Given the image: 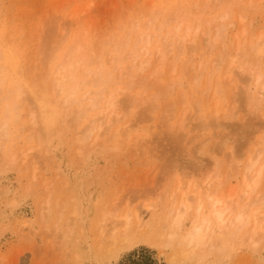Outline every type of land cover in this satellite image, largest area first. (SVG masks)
Listing matches in <instances>:
<instances>
[{
	"label": "rangeland",
	"instance_id": "obj_1",
	"mask_svg": "<svg viewBox=\"0 0 264 264\" xmlns=\"http://www.w3.org/2000/svg\"><path fill=\"white\" fill-rule=\"evenodd\" d=\"M262 81L264 0H0V264H264L253 221L215 223L222 262L178 244L198 198L264 226V179L246 196L240 173L264 163Z\"/></svg>",
	"mask_w": 264,
	"mask_h": 264
},
{
	"label": "bare ground",
	"instance_id": "obj_2",
	"mask_svg": "<svg viewBox=\"0 0 264 264\" xmlns=\"http://www.w3.org/2000/svg\"><path fill=\"white\" fill-rule=\"evenodd\" d=\"M143 35L144 34H142V37H143ZM148 35H150V34H148ZM148 35L144 36V37H146V36L148 37L147 40L143 37V39L146 40L147 42H149L148 41L149 40ZM139 41H141V39ZM160 55H161L160 57H163L162 59H165L167 56V53L165 51H162V52H160ZM147 63L150 64V60H147ZM63 68H65V67H63ZM128 74H129V72H128ZM254 79H255V81L258 82L259 79H261V76L258 74L256 77H254ZM61 83H62V81L59 80L58 81L59 88L61 86ZM12 89H10V90H12ZM22 93L23 92H21V94ZM21 94H19V95L21 96ZM258 95L260 96V98L264 97V81L261 82V87L259 89V92H257V96ZM8 96H7V99H8ZM259 96H258V98H259ZM71 97H72V95H71ZM114 104L115 103L112 102L111 104L109 103L107 105L106 109H109V108H111V109L109 112L106 113L105 116H103L104 117L102 120L103 123L100 120L103 125L104 124L106 125L105 130H103V131L112 130L111 126L116 124L117 122H119V120L122 119V114L116 112V109L114 108ZM89 105L91 107H96L97 103L90 102ZM108 106H109V108H108ZM81 114H79V115H81ZM112 116H115V117H113L115 119H113ZM99 119H97V120L99 121ZM94 122H95V119H94ZM94 122L91 121L90 124L86 127V131L88 132V136H92L93 131L96 128L94 126ZM101 127H103V126H101ZM96 129H98V127ZM126 129L127 130L120 128L119 129L120 131L118 129H116L115 132L111 133L110 138L113 139V138L117 137V138H119V140H122L123 137H126L123 134H125V135L128 134L129 129L128 128H126ZM2 130H4V129H2ZM121 130L122 131L124 130L123 132L126 131V133L121 132ZM99 134L97 133V136H96L97 138L102 137L101 136L102 134L101 133H99ZM1 135H3V133H1ZM214 135L211 137H214ZM127 136H129V134ZM215 136H217V135H215ZM120 137H121V139H120ZM125 142L126 141H124L123 143H125ZM120 144H121V142H120ZM255 158L257 159V157H255ZM256 162L258 163V161H255V159H254L252 162H250L248 168H245L242 172H240L241 174H243L242 178L244 177L246 179V181L250 180V182L246 185V189L244 190V193L246 194V196L250 195L254 190L259 188L262 185V181L264 179V163L260 164L258 169H255L254 167L256 165ZM255 195H257V194H255ZM210 201H211L209 203L210 205H208V207H209L208 213H206V212L204 213L203 212L204 205L200 202L199 198L197 199L196 206L194 207L195 216L192 220L193 225H192L190 231H187L183 234V236L181 237V240L178 243L181 245V252H182V255L184 257L189 258L190 256H193L196 254H200L201 256H203V255L207 256V255L212 253V254L216 255V258L213 259V261H212L213 263L222 262L224 257H226L231 252L232 244L230 243V241L227 237H223L220 234L216 235V236L213 235V231L216 228L215 226H217V225H218L217 228L222 229L225 232H228L230 228H233L235 230V232H239L243 228H246L248 223L253 221L254 224L252 225V229H251V233H250L249 238H250V240H252L254 242L259 241V238L257 239L258 233H259L261 228H264V226H260L261 219L259 222L258 217L256 215L255 216L252 215V217L248 216L247 213L244 212L245 210H241L236 215H234L232 218H229V216L226 215L227 209L225 208V203L222 199L211 198ZM189 203L190 202H188L186 199H184V202H181L177 208L170 210V212L168 213L167 218H166L167 222L165 223V226L171 227L170 230H168L169 240L174 239L177 236V233L183 229V226L185 225L186 210H187L186 208L192 207V205ZM131 216L132 215H130L129 213H126L125 215L123 214V216H121L123 221H125V229H127L129 227V222H130ZM133 218H134V220H136V222H138L140 224V226L142 225V214L140 212L135 211ZM215 223H217V225H215ZM263 223H264V220H263ZM166 242H168V241H166Z\"/></svg>",
	"mask_w": 264,
	"mask_h": 264
}]
</instances>
